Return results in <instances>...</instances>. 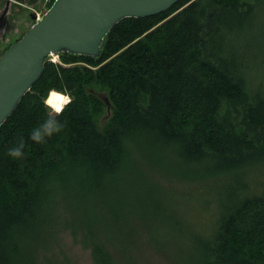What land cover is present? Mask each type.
Instances as JSON below:
<instances>
[{
	"label": "trees",
	"instance_id": "16d2710c",
	"mask_svg": "<svg viewBox=\"0 0 264 264\" xmlns=\"http://www.w3.org/2000/svg\"><path fill=\"white\" fill-rule=\"evenodd\" d=\"M262 1L179 0L120 20L98 57L45 62L0 127V264H38L60 221L95 264H136L131 248L110 246L99 228L104 207L88 204L109 194L131 201L138 152L151 148L183 159L191 172L180 180L218 189L207 201L214 227L197 236L199 264H264V189L241 173L264 160V85L250 88L253 54L242 46ZM50 89L73 99L57 116L60 130L37 143L29 132L47 115ZM92 90L107 91L108 118ZM20 139L25 154L14 158L7 149Z\"/></svg>",
	"mask_w": 264,
	"mask_h": 264
},
{
	"label": "rangeland",
	"instance_id": "374dc122",
	"mask_svg": "<svg viewBox=\"0 0 264 264\" xmlns=\"http://www.w3.org/2000/svg\"><path fill=\"white\" fill-rule=\"evenodd\" d=\"M49 1L44 0V7L42 3L37 7L41 14L48 9ZM254 19V29L242 44L253 54L248 76L250 88L264 85V0L255 9ZM33 23L28 20L27 25H19L12 19L0 21L2 48L7 49ZM48 59L61 63L59 54ZM138 153L140 160L134 165L135 180L132 181L135 197L127 202L109 194L100 203L88 204L91 208L104 207L99 228L110 246L131 248L136 264H199L197 236L209 235L214 227V203L207 205V201L218 196V189L201 188L204 181L180 180L187 178L191 171L175 153H161L152 148ZM241 173L250 184L260 186L258 190L264 189V160L244 166ZM70 206L75 209L74 202ZM69 213L60 207L57 215L67 217ZM70 220L80 225L84 217L75 218L72 214ZM81 239L60 221L48 247L41 249L38 264H95L91 249Z\"/></svg>",
	"mask_w": 264,
	"mask_h": 264
},
{
	"label": "water",
	"instance_id": "95a60500",
	"mask_svg": "<svg viewBox=\"0 0 264 264\" xmlns=\"http://www.w3.org/2000/svg\"><path fill=\"white\" fill-rule=\"evenodd\" d=\"M179 0H54L20 39L4 52L0 46V127L44 71L51 54L98 57L110 29L126 17L168 10ZM111 114L107 91H95ZM102 119V121H103Z\"/></svg>",
	"mask_w": 264,
	"mask_h": 264
},
{
	"label": "clouds",
	"instance_id": "9594fccd",
	"mask_svg": "<svg viewBox=\"0 0 264 264\" xmlns=\"http://www.w3.org/2000/svg\"><path fill=\"white\" fill-rule=\"evenodd\" d=\"M73 97L66 91H59L50 89L43 100L46 106V117L35 125L29 132L30 138L37 142H44L53 133H56L61 128V122L57 116L60 114L64 107L71 102ZM24 141L20 139L16 144L7 149L8 154L14 158L24 156Z\"/></svg>",
	"mask_w": 264,
	"mask_h": 264
},
{
	"label": "flooded vegetation",
	"instance_id": "af4514ba",
	"mask_svg": "<svg viewBox=\"0 0 264 264\" xmlns=\"http://www.w3.org/2000/svg\"><path fill=\"white\" fill-rule=\"evenodd\" d=\"M0 2H2V5H0V21L12 19L19 25H27L28 20L35 22L41 16V12L37 10V7L40 3L43 7L45 5L44 0H0ZM30 2L32 4H29ZM0 46L2 52H4L6 49L2 48L1 42Z\"/></svg>",
	"mask_w": 264,
	"mask_h": 264
},
{
	"label": "bare ground",
	"instance_id": "6f19581e",
	"mask_svg": "<svg viewBox=\"0 0 264 264\" xmlns=\"http://www.w3.org/2000/svg\"><path fill=\"white\" fill-rule=\"evenodd\" d=\"M54 55V54H53Z\"/></svg>",
	"mask_w": 264,
	"mask_h": 264
},
{
	"label": "built area",
	"instance_id": "2783aa9c",
	"mask_svg": "<svg viewBox=\"0 0 264 264\" xmlns=\"http://www.w3.org/2000/svg\"><path fill=\"white\" fill-rule=\"evenodd\" d=\"M40 17V16H39Z\"/></svg>",
	"mask_w": 264,
	"mask_h": 264
}]
</instances>
